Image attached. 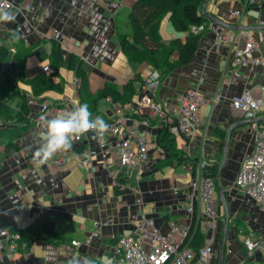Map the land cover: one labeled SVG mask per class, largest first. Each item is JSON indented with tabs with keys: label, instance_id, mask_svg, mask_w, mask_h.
<instances>
[{
	"label": "crops",
	"instance_id": "obj_1",
	"mask_svg": "<svg viewBox=\"0 0 264 264\" xmlns=\"http://www.w3.org/2000/svg\"><path fill=\"white\" fill-rule=\"evenodd\" d=\"M8 1L12 3L8 10L15 16V20L0 24V46L6 48L5 53L0 55V72L7 71L15 75L14 51L6 36L10 32L17 34L16 25L20 26L24 44L32 46V51L25 60L26 78L34 76L40 72L43 65L49 64L48 53L51 43L49 39L43 37V33L53 28L57 29L60 32L57 40L62 47L63 62L56 73L58 76L53 75V81L61 82L59 75L61 69L69 70L74 95L69 97L72 102L68 106L72 110L79 104V96L78 88L75 89L77 76L73 69L67 67L70 54L82 61L89 92L92 95L105 83L120 86L138 72L141 75L150 73L146 64L129 62L118 44V34L130 30L127 12L134 0ZM262 2L264 5V0ZM24 5H28L27 8ZM244 5V0H208L205 11L237 24L231 11L243 8L246 13L244 25L255 26V22L264 12V6L261 10L255 5H248L246 8ZM168 15L166 13L159 24L161 39L167 41L172 37L184 38L185 32L174 30ZM205 23L206 30L198 40L192 59L163 77L154 96L170 117L176 114L178 95L188 87L195 88L208 100L200 109L202 121L197 125L196 134L192 138L184 133L174 134L175 143L182 155L178 162L170 165L175 172L166 174L161 168L156 167L157 162L168 156L166 150L155 142V135L160 128L156 122L144 128L150 139V161L140 168H135L136 182L121 192L115 191L110 183V175L99 167L96 156L94 171L89 173L75 166L73 160L64 168H55L51 163L53 158L43 165L36 164L33 156L43 139L44 130L33 117L37 111L35 106L29 107V122L18 139L17 150L7 148L6 136H0L1 222L13 231H25L42 226L53 230L54 233L53 239H47L45 233L39 232L37 235H41L42 239H21L17 250L13 252L8 251L7 245L3 242L0 247V264H68L73 258H79L81 264L88 260L93 264H118V256L113 246L116 237L130 228L127 215L138 194L142 196L144 208H148L146 212L152 216L155 227L159 230L166 231L168 220H186V212L180 200L184 197L181 186L188 182L189 173L182 164L204 155L212 161L216 169L222 159V142L227 125L231 121L246 120L239 110L230 106L231 97L244 88H252L264 99V66H231L229 63L234 45L220 42L215 44L212 26L214 23L209 19ZM229 30L238 32L240 38L242 31L252 34L258 44L256 53L264 57V29ZM15 85L22 96L26 98L32 96L29 84L17 80ZM49 92V89L45 90L41 96L53 102L61 100L49 98L47 96ZM137 94L119 106L132 118L138 115L149 117L147 107H142V112L138 113ZM217 94L218 101L212 102ZM21 95H16L10 101L12 114L17 111L22 101ZM15 98L16 103L13 104ZM116 107L113 101L107 98L100 99L95 106L97 114L104 117L116 113ZM262 116L264 109L259 113V117ZM52 117L55 116L48 118ZM10 126L11 123L4 121L0 115V128H5L9 132ZM251 138L249 123L235 126L231 130L226 159L219 174L225 190L231 187L240 160L252 150ZM82 143L95 147V136L88 134ZM75 146L72 143L71 149ZM121 168L124 167L114 165L112 167L114 175L123 174L127 181L129 174L121 171ZM74 171L78 173L76 178L71 177ZM56 194L61 197V201H55ZM215 194L218 198L217 191ZM237 197V202L230 203L223 264H233L245 255V251L240 249L241 246L244 247L241 237L239 236V240L235 239L232 231L234 225L243 226L252 233L264 230L262 220L264 211L257 208L248 198L240 195ZM241 198L244 200L238 202ZM95 221L107 222L88 244L81 243L77 246L72 257L65 255L62 246L72 239L83 240L94 229ZM223 223L224 213L220 207L217 250ZM230 248L235 249L229 251ZM248 264L254 263L250 260Z\"/></svg>",
	"mask_w": 264,
	"mask_h": 264
},
{
	"label": "built area",
	"instance_id": "obj_2",
	"mask_svg": "<svg viewBox=\"0 0 264 264\" xmlns=\"http://www.w3.org/2000/svg\"><path fill=\"white\" fill-rule=\"evenodd\" d=\"M4 2V0H0ZM8 9L12 3L6 0ZM255 5L263 9L262 0H245L244 8ZM28 5H24L27 8ZM231 15L235 17L238 25H244L246 13L241 9H233ZM255 25H264V12L259 16ZM203 26V25H202ZM200 26L199 28H202ZM205 26V25H204ZM214 27V43H229L234 45L230 65H262L264 57L256 53L258 44L252 34L246 31L238 32L229 30L224 26L212 24ZM15 31L21 34L20 26L16 25ZM23 36V34H21ZM20 35V36H21ZM21 36V37H22ZM45 39H59L60 32L51 29L43 33ZM240 38V39H239ZM242 39V40H241ZM50 70L49 64L43 65L40 71ZM150 71L142 75V79L136 80L139 87L138 113L142 107L149 109V117L171 123L168 126L172 134L184 133L192 138L196 134L197 125L202 121L200 109L208 100L195 88L188 87L178 95L176 114L170 117L162 105L154 98L160 85L159 73ZM78 79L75 89L78 88ZM108 100H111L107 98ZM219 95H215L212 102H216ZM27 104L37 107L33 117L42 127V118L56 116L71 110L70 98L63 97L58 102L47 99L38 101L28 96ZM114 103V102H113ZM114 105H116L114 103ZM116 113L105 118L110 126L103 139H98L94 133H87L73 141L76 145L73 149L58 153L51 161L55 168L66 167L71 160L75 166L86 172L94 171L95 156L98 158L99 167L110 175V183L118 192L127 188L125 181H120L118 175H114L112 167L140 168L150 161V139L144 129L150 123L148 117L138 115L132 118L124 113L119 105H116ZM230 106L242 112L243 117L252 119L249 127L252 134V150L240 160L231 187L226 189L230 199L237 200V195L248 198L257 208L264 211V121H258L259 113L264 109V99L252 88H244L241 92L233 95ZM95 136L96 146H88L82 143L86 136ZM212 161L200 155L191 162L183 163L182 166L189 173L188 182L181 186L184 197L180 200L186 212V220H168L166 231L155 227L154 219L144 211V203L141 195H136L133 206L127 215L130 228L120 233L115 240L113 250L118 256V264H217L220 208L215 194L216 186L214 177L208 174L207 167ZM55 201H61L56 194ZM90 209L91 206H88ZM107 221H95L94 229L83 240L72 239L65 243L62 248L65 255L72 257L75 249L81 243L88 244L93 236H96L102 225ZM235 226V225H234ZM233 226V227H234ZM237 234L241 237V243L246 252L242 259L233 264H264V230L252 233L243 226H235ZM198 231L201 236L198 244H194V235ZM21 240L17 230L8 229L0 220V247L4 242L8 251H16Z\"/></svg>",
	"mask_w": 264,
	"mask_h": 264
},
{
	"label": "trees",
	"instance_id": "obj_3",
	"mask_svg": "<svg viewBox=\"0 0 264 264\" xmlns=\"http://www.w3.org/2000/svg\"><path fill=\"white\" fill-rule=\"evenodd\" d=\"M202 2L203 0H134L127 12L130 30L127 33L118 34V44L127 60L137 64H146L150 71L159 73V80L176 67L188 63L195 54L201 34L206 30L205 22L207 18L200 13ZM166 13L169 14L168 20L173 29L185 32L184 38L172 37L167 41L161 39L159 24ZM200 26L202 28H199ZM6 38L14 51L13 61L16 72L15 75H11L7 71L0 72V115L4 121L11 123L9 132L5 128H0V136H6L5 146L7 148L17 150L19 147L18 139L29 122L28 112L30 106L26 102L27 98L22 96L17 89L16 81L20 80L29 84L32 97L38 101L43 100L44 98L41 96L43 91L48 89L60 90L62 88L60 81H53V75L57 73L60 64L63 62V55L59 41L50 38L51 48L48 53L50 70L47 72L40 71L32 77L26 78L24 76L25 60L31 53L32 46H26L24 39L19 34L10 32ZM5 50V47L0 46V55H3ZM67 67L74 70L79 81L77 89L79 104L86 103L93 117L98 115L95 106L100 99L109 98L116 105H119L130 101L139 92V87L135 85L136 80L142 79L139 72L128 78L120 86L105 83L92 95L89 92L88 79L82 67V61L70 54ZM16 95H21L22 101L17 111L12 114L10 112V101ZM99 116L103 120L106 118L103 115ZM147 119L149 123L156 122L159 125V132L154 139L156 144L165 149L168 154L167 157L156 163V167L161 168V166L173 165L178 162L182 155L175 143L174 134L168 129L171 123L150 117ZM214 170L215 165L213 164L206 169L212 177H214ZM120 175H118V178ZM119 180L125 181V178L122 177ZM115 191L118 192L117 189ZM37 232L45 233L47 239H53V230L42 226L19 231L22 240L29 238L42 239V236L37 235ZM194 239H196L194 244H198L201 239V236H198V231L195 233Z\"/></svg>",
	"mask_w": 264,
	"mask_h": 264
},
{
	"label": "clouds",
	"instance_id": "obj_4",
	"mask_svg": "<svg viewBox=\"0 0 264 264\" xmlns=\"http://www.w3.org/2000/svg\"><path fill=\"white\" fill-rule=\"evenodd\" d=\"M14 20L15 16L8 10L6 0L0 2V24ZM42 127L44 136L33 156L34 162L38 165L47 163L58 153L69 151L75 139L89 132L94 133L98 139H103L110 126L101 116L93 117L89 106L84 103L55 117L42 118ZM68 264H81V261L79 258H73ZM84 264L93 262L88 260Z\"/></svg>",
	"mask_w": 264,
	"mask_h": 264
},
{
	"label": "water",
	"instance_id": "obj_5",
	"mask_svg": "<svg viewBox=\"0 0 264 264\" xmlns=\"http://www.w3.org/2000/svg\"><path fill=\"white\" fill-rule=\"evenodd\" d=\"M207 1L208 0H203V2L201 3L200 13H201V15H203L204 17L209 19L214 24H218V25H221V26H224L226 28L233 29V30L264 29V25H262V26L261 25H255V26L238 25L235 23H231V22L222 20V19L218 18L216 15H214L208 11H205V6H206ZM241 114H242V112H241ZM257 120L258 121H264V116L258 117ZM251 121H252V119H246L243 121H236L235 120V121H231L227 125L226 131H225V136H224V139L222 142V159L217 164L216 169L214 171V182H215L216 191H217L218 200H219V208L222 207L223 213H224V223H223L222 234H221V238H220V242H219L217 264H223V261H224V252H225L226 238H227V232H228V224H229V218H230V213H229L230 203L232 204L233 202L236 201L233 199H231L232 200L231 201L230 198L228 197L226 190L224 189V187L221 183L220 177H219L220 169L222 168L223 163L226 159V150L228 147L229 135L231 133V130L235 126L250 123Z\"/></svg>",
	"mask_w": 264,
	"mask_h": 264
},
{
	"label": "rangeland",
	"instance_id": "obj_6",
	"mask_svg": "<svg viewBox=\"0 0 264 264\" xmlns=\"http://www.w3.org/2000/svg\"><path fill=\"white\" fill-rule=\"evenodd\" d=\"M245 1V0H244ZM59 75H60V78H61V82H62V88L60 90H56V89H49L50 92L48 93V97L51 98V99H62L63 97H73L74 93H73V88L71 87V80H72V76L69 72V70L67 69H61L59 71ZM58 76V74H54V77ZM53 94V97H51ZM56 94V95H55ZM48 100V99H47ZM16 103V98H15V101L13 102V104ZM72 110V109H71ZM161 170L163 173H172V172H175V169L170 166V165H164V166H161ZM160 170V171H161ZM121 171H125L127 172L129 175H128V178H127V185H132L134 184L136 181H135V178H136V174H137V171L135 168H121ZM162 172H159V173H162ZM76 174L78 175V173L76 171H74V173L71 174V177H75L76 178ZM80 176V175H79ZM143 180H146V179H143ZM240 200H244V198H241L238 200V202ZM232 201V200H231ZM237 202V201H235ZM151 208V207H150ZM148 210V208L146 207V209L144 208V211L146 212ZM150 210V209H149ZM147 213V212H146ZM255 215V213H254ZM259 220H260V217H259ZM264 220V219H262ZM243 222V220H241ZM241 221H238L239 223H241ZM233 233L235 235V239L239 240V235L237 234V231L235 229V226L233 227ZM236 242V241H235ZM235 247V246H234ZM235 249V248H233ZM232 248L229 249V251L233 250ZM241 250L245 251L246 252V249L245 247H242L240 248ZM227 264V263H225Z\"/></svg>",
	"mask_w": 264,
	"mask_h": 264
}]
</instances>
